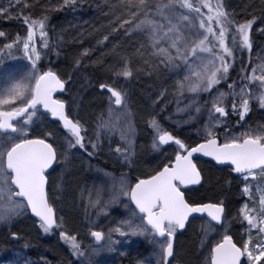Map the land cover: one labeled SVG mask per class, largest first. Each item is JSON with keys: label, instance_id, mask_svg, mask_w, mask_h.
Masks as SVG:
<instances>
[{"label": "snow or ice", "instance_id": "6c2138e0", "mask_svg": "<svg viewBox=\"0 0 264 264\" xmlns=\"http://www.w3.org/2000/svg\"><path fill=\"white\" fill-rule=\"evenodd\" d=\"M75 3L76 0H63V5L75 7ZM25 7V0H15V5L13 0H8L7 8L0 7V15L4 17H10L15 9H20L26 26V34H17L15 38L0 30V37L10 41L0 47V83L3 84L0 90V222L11 223L21 209L30 210L40 230L46 234L57 231L70 246L71 253L77 257L73 264H104L100 256L113 251L119 243L115 234L125 238L145 236L150 240L152 255L146 257L140 249H133L137 252L135 264H183L177 255L176 240L181 230H186L190 218L194 214L206 215L210 218V229L211 222L219 223L229 218L226 197L205 202L188 195V186H204L203 169L198 167L194 155L201 154L230 168V176L241 178V195L249 197L236 213L241 218L242 228L246 221V230L238 239H234L235 234L220 236L210 248L208 264H264V191L259 196L257 209L255 194L248 182L249 177H264V126L256 129L249 127L237 134L229 123L235 116L236 123L243 128L242 122L251 111L253 101L264 109V61L252 69L251 76L246 71L242 75L238 73L241 75L239 82L230 74L236 51L243 54L253 47V25L260 23L262 27L258 31L264 35V18L253 16L240 22L224 10L219 0L216 4L211 0H200L199 6L189 4L200 17L199 27L204 30L200 33L199 42L191 44V52L194 54L199 48L212 53L200 82L189 90L196 91L203 85V91L210 98L204 101L209 119L194 137L183 136L175 129L166 128L163 118L157 119L159 113L156 108L160 106L159 99L163 93L156 91L147 97L151 101V110L145 113L148 117L146 125L152 131L151 147L158 155L163 154L164 146L171 152L163 155V159L144 178L137 179L130 186L122 182L121 194L127 197V207L132 209L129 218L119 223L114 221L115 226L109 228L107 234L93 228L90 238L95 243L86 248L78 234L64 228L62 218L57 216L56 201L50 196V176L55 167L60 166L61 157L66 158L79 151L91 158L99 155L103 148L99 142L88 137L87 122L80 117L79 111L73 112L68 101L60 98L59 94L67 90L70 77L65 79L66 74H60L51 67H42V53H50L52 48L48 43L47 18L32 19L30 15H24ZM233 24L230 47L226 42L229 39L228 25ZM133 27L145 28L140 23L133 24L132 18L131 24L124 18L113 24V30L123 33L125 39ZM148 31L152 34L151 29ZM38 38L43 48H38ZM103 39L108 41L109 36ZM184 41L183 45L180 42L169 45L152 38L156 63L147 73V78L161 76L166 67L179 66V61L186 60L190 53L185 37ZM164 44L167 46H162ZM214 48L221 51L215 53ZM133 51L136 49L133 48ZM13 52H22L27 63L18 60L7 62ZM217 56L219 66L215 62ZM241 68L244 69L243 60ZM102 71L109 80L99 83V88L108 90L109 100H114L116 105H121L125 99L124 90L118 85L119 79L133 78L134 74L138 77L141 73V69L134 67L124 56H119L113 65L102 66ZM257 71L260 72L258 77L255 75ZM224 80H231L229 92L214 88ZM257 81L261 91L254 95L253 85ZM226 98H230V106L225 103ZM25 99L27 103L23 106L18 105L11 111L4 108L7 104H17V101ZM38 114L50 117L57 127L36 134L34 125ZM116 151L124 153L123 158L128 165L134 162L130 149L117 146ZM101 211L106 212L107 206ZM10 235L17 237L19 233L13 231ZM131 243L135 244L136 240ZM12 264H21V261L16 258Z\"/></svg>", "mask_w": 264, "mask_h": 264}, {"label": "rangeland", "instance_id": "374dc122", "mask_svg": "<svg viewBox=\"0 0 264 264\" xmlns=\"http://www.w3.org/2000/svg\"><path fill=\"white\" fill-rule=\"evenodd\" d=\"M25 5L24 15H30L32 19L58 13L51 26L53 59L50 67L60 74H66L65 79L70 77L67 90L60 94V98L68 101L73 112L79 111L80 117L87 122L88 137L99 142L103 148L99 155L91 158L79 151L66 158L61 157L60 166L55 167L50 176V196L56 201L57 216L62 218L64 228L77 233L83 245L88 248L95 243L90 238L93 228L107 234L108 229L115 226L114 221L119 223L129 218L132 209L127 207V197L121 194L122 182L130 186L135 180L150 174L163 159V155L171 152V149L164 147L163 154L158 155L151 147L152 131L146 125L148 117L145 115L146 111L151 110V101L147 97L156 91L163 93L159 99L160 106L156 108L159 113L157 119L163 118L166 128L175 129L183 136L194 137L209 119L204 101L210 98L203 91V85L196 91L189 89L200 82V76L212 58V53L203 52L199 48L194 54L191 52V44L193 41L199 42L200 33L204 30L199 27L196 17L179 9L176 0H76L75 7L63 5V0H25ZM1 7L7 8L8 3ZM226 7L229 12L232 10V6ZM257 15L258 18H264V11L260 10ZM0 16L25 26L20 9H15L10 17ZM123 18L130 24L132 18L133 24L140 23L145 28L133 27L125 39L123 33L113 30L115 21ZM260 27V23L253 25V47L243 52L251 59L253 68L264 61V35L258 31ZM148 29L152 30V34ZM0 30L7 33L1 27ZM104 36H109V40L104 41ZM184 37L189 44L188 58L179 61V66L166 67L161 76L147 78V73L156 63L153 59L155 49L152 47V38L169 45L175 42L183 45ZM8 42L6 38L0 37V47ZM167 44L162 46L166 47ZM119 56H124L134 67L140 68L141 73L138 77L134 74L133 78L119 79L118 85L123 88L125 99L121 105H116L114 100H109L108 90L100 91L99 83L109 80L102 66L113 65ZM76 60L80 63L76 64ZM18 61L27 63L24 58ZM215 62L219 66L217 57ZM255 75L258 77L260 72L257 71ZM2 89L3 84L0 83ZM219 90L226 92L225 88ZM259 91L261 89L257 81L253 85L254 95ZM227 100L230 102V98ZM26 103V99L20 100L4 108L11 111ZM200 112H203L201 116ZM248 115L250 118L242 122L243 128L241 125L233 128L235 133L239 134L249 127L256 129L264 126V109L257 102L253 101ZM55 127L57 125L52 123L50 117L38 114L34 125L36 134ZM117 146L128 148L134 154L131 165L124 161L123 152L116 151ZM197 163L203 169L204 186L190 190L188 195L205 202L226 197L229 218L219 226L212 224L211 229L206 219H192L176 240L177 255L183 264H208L210 248L220 236L235 234L234 239H238L246 230V221L242 228L241 218L236 215L249 199L247 195H241V178L230 176L229 168L218 169L212 163L198 159ZM248 182L255 194L258 209L259 196L264 191V177H249ZM105 206L107 211H101ZM249 207L252 205L249 204ZM13 231L19 233L16 242L9 240ZM115 236L119 243L114 250L100 256L104 264H130V261L135 264L137 254L134 253L137 252L133 249L140 244L144 256L152 255L150 240L145 236ZM0 237H3L0 238L3 244L0 247V264H12L16 258L20 259L21 264H33L36 260L42 261L44 254H49L53 264L58 263L56 259L59 255L54 251L63 240L57 231L46 234L40 230L28 210L21 209L11 223L0 222ZM25 237L34 239L33 250L30 240L23 241ZM133 239L136 240L135 244L131 243ZM4 241H9L10 245ZM68 247L69 253L62 256V259L65 264H73L77 257Z\"/></svg>", "mask_w": 264, "mask_h": 264}, {"label": "trees", "instance_id": "16d2710c", "mask_svg": "<svg viewBox=\"0 0 264 264\" xmlns=\"http://www.w3.org/2000/svg\"><path fill=\"white\" fill-rule=\"evenodd\" d=\"M179 9L187 14V15H191L193 17L197 18V21L200 24V17L198 15L195 14V12L193 11V9L191 7H189V4H194L195 6H199L200 0H176ZM211 2L213 4L217 3V0H211ZM219 2L224 6V10L227 13L232 14V16H234L235 20H239L240 22H243L244 19H251L253 16H256L258 18L257 13H259L260 10L264 11V0H219ZM8 0H0V7L7 4ZM232 6V10L230 8V12L228 11L226 6ZM204 11L206 12L207 9H204ZM55 15H58V13H49V14H45L44 17H41L40 19H44L45 17L47 18L46 23L48 25L46 31H48L49 35H48V43L52 46V36H51V26H52V21L53 19L56 18ZM0 27L2 29H5L6 32L8 34H10L13 38L16 37L17 34L20 35H25L26 34V26L20 25L19 23H12L10 20H7L5 18H2L0 16ZM214 27L218 28L219 25H215ZM229 27V39L226 41L229 46L231 47V29L234 27L233 25H228ZM11 28V30L9 29ZM15 33V34H13ZM10 42V41H9ZM38 48H43V44L39 42V38H38V44H37ZM221 50L219 48H214L213 52L215 53H219ZM23 58V54L22 52H13L12 56L8 58L7 62H11L13 60H18ZM218 58V56H217ZM52 59H53V46L51 48V52H43L42 56H41V63H42V67L44 69L49 68L52 65ZM226 59L232 60L231 57H226ZM219 60V59H218ZM241 60H243V64H244V69L242 70L241 68ZM250 65V66H249ZM253 69V64L250 58L246 57L244 54H241L239 52V50L236 51L235 53V60L232 62V67L230 68V74L232 79L236 80L237 82H239L241 75L243 74L244 71H246L248 76H251L253 74L252 72ZM238 73H240L241 75H238ZM231 83V80H224L221 81L220 84L215 85L214 88L215 89H220V88H225L226 92H229L230 89L228 88V84ZM226 104H229L230 106V102L225 101ZM203 112H200L199 115L201 116ZM199 117V116H198ZM249 115L247 117H245V121H247L249 119ZM229 123L232 124L233 128H238L240 126V124L236 123V118L235 116L232 117V119L229 121ZM244 124V123H243ZM3 238V237H0ZM5 240V239H4ZM29 241L30 240V245L32 246V250L34 248L33 243H34V239H32L31 237H25L23 241ZM4 243H6L7 245H10L9 241H4ZM3 244L0 242V247H2ZM29 254L31 253L29 249H27ZM56 253H58L59 258L56 259V261L58 262L57 264H65V260L62 259V256H64L65 254L69 253V247L66 243H64V241H61L60 244H58V246H56L55 251ZM33 255V253H31ZM33 264H53V262L49 259V254L48 256L46 254H44V258L42 261H38L36 260V263L33 262Z\"/></svg>", "mask_w": 264, "mask_h": 264}, {"label": "water", "instance_id": "95a60500", "mask_svg": "<svg viewBox=\"0 0 264 264\" xmlns=\"http://www.w3.org/2000/svg\"><path fill=\"white\" fill-rule=\"evenodd\" d=\"M100 91H103V90H101L100 89ZM61 94V93H60ZM195 155V159H197V158H200V159H203V160H210L213 164H215L217 167H225V166H221V165H219L216 161H214L212 158H210V157H204V156H202L201 154H194ZM200 185H190V186H188L189 187V189H194V188H198ZM28 212H29V215H30V217L31 218H33V216H32V214L30 213V210H28ZM203 217H207L206 215H204V214H194V217L193 218H203ZM193 218H190V220L191 219H193ZM208 218V217H207ZM34 219V218H33ZM209 220H210V218H208ZM212 223H214L215 225H218L219 223H217V222H212ZM183 232V230H181V233ZM10 241H13V242H16L17 241V237H10Z\"/></svg>", "mask_w": 264, "mask_h": 264}, {"label": "flooded vegetation", "instance_id": "af4514ba", "mask_svg": "<svg viewBox=\"0 0 264 264\" xmlns=\"http://www.w3.org/2000/svg\"><path fill=\"white\" fill-rule=\"evenodd\" d=\"M144 178V177H143ZM135 180V179H134ZM136 182V180L134 181V183ZM133 183V184H134ZM137 245V244H136ZM136 249H140V250H142V247H141V244L140 245H138V248H136ZM135 255L137 254V253H134Z\"/></svg>", "mask_w": 264, "mask_h": 264}, {"label": "bare ground", "instance_id": "6f19581e", "mask_svg": "<svg viewBox=\"0 0 264 264\" xmlns=\"http://www.w3.org/2000/svg\"><path fill=\"white\" fill-rule=\"evenodd\" d=\"M8 20V19H7ZM12 23H15V21H13V20H10ZM53 24V23H52Z\"/></svg>", "mask_w": 264, "mask_h": 264}]
</instances>
